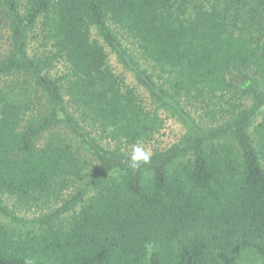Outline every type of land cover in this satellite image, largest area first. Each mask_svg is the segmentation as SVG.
<instances>
[{
  "label": "trees",
  "instance_id": "trees-1",
  "mask_svg": "<svg viewBox=\"0 0 264 264\" xmlns=\"http://www.w3.org/2000/svg\"><path fill=\"white\" fill-rule=\"evenodd\" d=\"M37 29L50 57L28 53ZM2 30L0 213L19 221L4 196L30 205L82 185L36 232L0 223V264H264V0H0ZM53 57L66 73L48 74ZM164 115L182 135L129 167L123 148Z\"/></svg>",
  "mask_w": 264,
  "mask_h": 264
},
{
  "label": "rangeland",
  "instance_id": "rangeland-1",
  "mask_svg": "<svg viewBox=\"0 0 264 264\" xmlns=\"http://www.w3.org/2000/svg\"><path fill=\"white\" fill-rule=\"evenodd\" d=\"M18 4L20 5V8L23 9L26 0H17ZM1 37H4L6 35L5 30L0 31ZM92 37L95 39H98L100 42L102 40L96 35L95 31L92 30ZM123 42L126 46L130 47L131 49L134 48V46L131 44V42L125 38H123ZM3 45V40L0 39V46ZM105 49L108 53L107 57V63L113 70V72L118 75L120 78L123 79L124 83L128 86H131L135 89V91L138 93L141 101L143 104L149 108L152 109L154 107L148 93L145 91V89L139 85L136 80L134 79L132 73L128 70H126L116 59L115 55L110 51V49L105 46ZM50 48L48 46H43L40 40L39 31L38 29L35 30L32 34V37L30 38L29 45H28V53L30 56L34 58H44V57H50ZM146 65V64H145ZM66 63L62 58L53 57L50 60V64L48 66L47 72L51 77H56L59 75H62L66 73ZM4 78L0 79V82ZM68 110L70 112H73V108L71 106H68ZM164 126L160 130L158 134H156L152 139L147 140L145 142L139 143L142 144L143 147L150 152H153L157 149H164L168 147L170 144L175 142L179 139V137L183 133L182 126L175 121L173 118L167 117L164 115ZM53 130L59 131L60 133L64 134L68 141L72 144L73 148L77 151V153L84 159L90 158V155L88 151L85 149L84 145L81 144L80 140L76 138L68 128H66L65 125H57L53 128ZM101 144L105 147H113L114 144L112 142H109L107 140L101 141ZM134 146V145H133ZM133 146L123 148V150L131 156L132 148ZM82 185L81 182L73 183L68 189H66L58 201L53 200H39L34 204L30 205H21L19 203H16L13 199L8 197H3L2 201L3 204L10 209L15 216L19 218V221L13 220L10 217L3 215L0 213V223L4 224L8 227L10 231L15 233L16 235H23L26 232H36L39 228L37 224L33 222L34 219L49 213L53 211L55 208H57L61 202L70 197L80 186ZM70 212H67L63 214L62 216L56 218L54 220L55 224L60 226H67L69 222Z\"/></svg>",
  "mask_w": 264,
  "mask_h": 264
},
{
  "label": "clouds",
  "instance_id": "clouds-1",
  "mask_svg": "<svg viewBox=\"0 0 264 264\" xmlns=\"http://www.w3.org/2000/svg\"><path fill=\"white\" fill-rule=\"evenodd\" d=\"M151 152L143 147L142 144H136L132 148V153L130 157L129 167L137 169L140 167L141 163H147L150 161ZM25 264H34L31 259H26Z\"/></svg>",
  "mask_w": 264,
  "mask_h": 264
}]
</instances>
